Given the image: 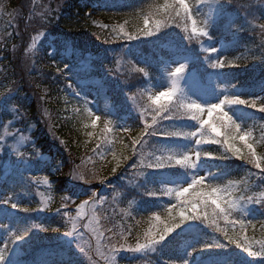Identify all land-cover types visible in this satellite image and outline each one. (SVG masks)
Segmentation results:
<instances>
[{
  "label": "trees",
  "instance_id": "obj_1",
  "mask_svg": "<svg viewBox=\"0 0 264 264\" xmlns=\"http://www.w3.org/2000/svg\"><path fill=\"white\" fill-rule=\"evenodd\" d=\"M188 3L198 25L214 40L224 41L225 47L219 52L225 63L222 96L253 99L250 95L259 84H264V28H261L264 0H189ZM108 8L111 11L88 8L82 0H70L69 5L60 0H0V136L2 128L9 132L18 130L16 134L21 135L26 144L11 159L39 157L36 168L41 173L33 179L48 183V187L41 190L31 186L29 189L26 183L6 187L7 192L17 197L22 213L38 214L41 218L36 224L21 216L6 220L7 230L4 229L2 236L7 238L4 246L7 252L3 264H89L88 257L77 247L76 237L66 235L72 230L73 222L77 233H83L80 243L95 264H112L113 248H134L145 243L149 233L158 239L165 224L179 223L180 201L164 207L153 205L152 210L147 208L159 195L158 189L150 186L151 171L168 172L178 167L173 163L171 167L148 169L140 160L143 157L148 163L156 156L166 160L182 152L176 145L160 144L164 137L159 133L149 137L146 130L166 128L167 131L191 132L192 128L159 123L162 119L159 108L153 107L139 92L120 94L114 84H127L137 77L136 67L143 65L140 58L155 60L157 51L167 59H173L179 51L183 55L196 53V44L202 37L188 36L184 31V13L175 0H129L126 5L118 3ZM176 11H181V16H176ZM145 19L153 30L151 36L143 34ZM128 35L138 38L128 40ZM34 37H39L37 50L31 47ZM168 39L175 42L178 52L172 51L170 44L168 49L161 48ZM125 48L133 57L132 65L125 60ZM109 56L111 66H108ZM194 57L196 62L190 65L189 71L201 75L209 69L208 57L197 53ZM94 58H98L99 63L91 62ZM83 62L92 69L78 74V80H94L106 87L105 97L99 95L97 100L102 118L106 116L107 104L114 107L129 104L140 113L139 118L135 115L129 119V133L106 131L103 118L92 138L87 140L78 123L69 122L63 115L66 84L63 79L55 80L52 65L62 69ZM145 70L154 71L150 65ZM261 104H264V96L257 100L255 109L245 105L224 106L231 111L233 121L241 126V135L251 130L247 139L240 140L236 136L233 141L242 155L247 154V145L251 144L257 156L264 157ZM165 114L168 120H174L180 119L184 111L172 102ZM217 117L218 113H214L210 123H216ZM198 132L206 133L203 142L195 144L194 149L201 152L198 164L207 169L208 184L196 186L185 196L193 199L199 191L219 188L227 189L223 195L230 200L242 196L264 200V178H259L258 170L252 165L232 158L231 153H227L228 159L206 157L225 154L224 129L220 136L211 133L207 125ZM199 133L198 139H201ZM213 137L221 142H212ZM170 139L178 142L181 137ZM134 141L139 143L134 144ZM6 160L7 153L0 158L1 174ZM151 191L156 195H148ZM46 196L50 199L43 209L40 197ZM90 196L95 198L92 203L99 205L93 213L97 232L105 235L96 243L85 234L81 218L80 205ZM207 211L211 214V207ZM65 212L67 216L63 215ZM262 223L264 208L258 204L241 205L233 209L227 219L216 216L204 222H185L156 245L155 251H121L116 255L115 264H181L185 254L189 264H264V256L252 257L237 247L246 237L251 250L258 251V241L264 240ZM24 232L27 235H22ZM18 235L22 238L17 240ZM229 238L236 243H229ZM193 249L197 251L192 252ZM134 257L137 258L127 262Z\"/></svg>",
  "mask_w": 264,
  "mask_h": 264
},
{
  "label": "snow or ice",
  "instance_id": "obj_2",
  "mask_svg": "<svg viewBox=\"0 0 264 264\" xmlns=\"http://www.w3.org/2000/svg\"><path fill=\"white\" fill-rule=\"evenodd\" d=\"M179 7L183 11L184 16L183 19L185 20L184 25V31L188 32L187 27V21L191 20V32L193 34H196L199 31L200 35L207 36V30H198L197 23L195 19H192L190 9L186 3V0H178ZM176 16H181V11L175 12ZM145 28L142 30L143 34L145 36H151L153 35V30L148 27L149 21L148 19H145L144 21ZM261 28H264V25H261ZM41 36L44 35V33H40ZM138 37L128 35V40H133ZM190 38V37H189ZM39 39V37L33 38V43L31 45L32 48L36 46V40ZM210 52L215 53L216 49H209ZM212 68H223L225 67V63L222 60H217L216 62L211 63L210 65ZM235 66V65H231ZM141 72H144L145 70L143 68L140 69ZM184 71V66L181 65L179 67L175 68V71L171 73L173 77L178 76L180 73ZM147 73H145L146 75ZM175 81H173V89H170L168 91L160 92L159 95L155 96V98L150 97V99L153 100L154 104H158L162 98L165 97H172L175 91ZM262 100V99H261ZM245 105L248 107H251L255 109L257 107V100L256 99H243L241 97H233L232 99H229L228 97H225L221 102L212 104L207 106L206 111L209 117V120L202 119L201 114L205 111V107L199 103H196L195 101L187 104L182 105L185 109V113L190 117L191 120L197 121L199 123L200 129H203L205 125L208 126L211 133H214L215 136L221 135V129H224L223 135H224V141L223 143L227 145L225 154H223L220 157H211L206 156L208 158L212 159H228L229 155L227 153H231L232 158H238L240 160L246 161L248 165H252L255 169L258 170L259 178H264V157H258L256 151L253 149L251 144L247 145V154L242 155L240 152V149L234 147L233 141L235 140L236 136H239L240 140H245L247 132L245 131L244 135H241L242 128L239 124H237L235 121H233L232 117L229 115L227 111L224 110V105ZM166 105L160 104V107L158 111H165ZM260 112H264V104H261L259 107ZM213 113H218L217 121L216 123H210V120L213 117ZM89 115L91 116L92 113L89 112ZM166 119L169 117H165ZM100 120L99 116H96L93 120V126L96 125V122ZM155 123V118H154ZM126 130V129H125ZM164 138H170V137H182V138H195L197 136V132H182V131H167L166 128L156 129L153 128L150 132L146 130V135L149 137L157 136V134ZM201 139H195V144L199 145L203 142V137L206 135L204 132L199 133ZM212 142L214 143H220V140L215 139L213 137ZM134 144L139 143V141H134ZM146 143V141H145ZM143 145L141 144V147ZM190 152H193L195 154V159H193L192 155L187 153H183L180 155V158H175L173 156L167 157L165 160L164 158L160 156H156L155 159L151 162L145 163L143 160V157H141L140 164L148 169H162L165 167H171L174 164L178 165L179 167L187 168V169H193L196 167L197 161L201 159V152L197 149H191ZM135 167V163L132 165ZM115 171V169H113ZM141 175H145L144 173H141ZM206 184H208V181L206 178L203 177H196L194 176L192 178V181L187 187H180V188H169L167 189V193L171 194L173 191H175V195L178 201H180V214H179V223H172V224H165L163 229L159 232V238L157 239L156 236H153L152 234H148L145 243L137 244L134 248H127L125 249L123 246L121 248H113V255L111 256L112 264H115L116 255H118L121 251H128L131 253H140L145 249H150L151 251L156 250V245L161 244L170 233H173L177 228H179L181 225H183L185 222L188 221H208L210 219H213L216 216H223L225 219H227V215L233 210L241 205L247 206L249 204H258L262 208H264V200H258L254 198L253 196H242L235 200L227 199L223 193L227 191V189H219V188H210L208 191H199L196 193V197L193 199H190L185 196L186 193L191 192V190H195L196 186L204 187ZM95 195V194H94ZM148 195L155 196L156 193L154 191H151L148 193ZM183 198V199H181ZM88 204V201H85L83 204L80 205V208L83 209L84 206ZM223 205V206H222ZM94 206V205H93ZM12 207H18L16 204H12ZM211 207V214L207 211V209ZM40 210V209H38ZM23 211H28V209H23ZM169 213L172 212V209H168ZM203 214V215H201ZM63 215L67 216V213H63ZM159 219V217H157ZM174 220L175 217H172ZM249 224H251V220L248 221ZM264 227V223L261 225ZM244 228L243 222H241V229ZM218 231H220L219 228H217ZM75 234V235H74ZM22 235H27V232H24ZM66 235L68 236H75L77 239V247L78 249L88 257L89 264H95L92 257L88 255V250L80 243V241H83L84 235L83 233H77L76 230V224L73 222L72 224V230L66 232ZM100 233L97 232V240L99 241ZM121 235H123V232H121ZM22 236L18 235L16 239H21ZM229 243H236V240H233L229 238ZM259 243V250L258 251H252L251 250V243L248 242L247 238L245 237L240 243H237V247L242 248L243 251L247 252L248 255L252 257H261L264 256V240L258 241ZM197 251L196 249H193L192 252ZM7 249L0 250V264H3L4 258L6 257ZM192 252H189L188 255L191 256ZM181 264H188V260L185 259L181 261Z\"/></svg>",
  "mask_w": 264,
  "mask_h": 264
},
{
  "label": "rangeland",
  "instance_id": "obj_3",
  "mask_svg": "<svg viewBox=\"0 0 264 264\" xmlns=\"http://www.w3.org/2000/svg\"><path fill=\"white\" fill-rule=\"evenodd\" d=\"M221 48V43H213L211 45H203L201 47L202 51H204L205 53H211L209 51V49H220ZM189 59H180L179 61H175L174 63H169V64H166L164 65L161 70H162V74H163V77H165V84H164V87L159 90V91H154V90H148V96L149 98L152 97V98H155V96L159 95L160 92H163V91H168L170 89H173L174 85H173V81H175V89L177 88V85H178V79L179 77L176 76V77H173L171 75L172 72L175 71V68L176 67H179L181 65L184 66V68L187 66V64L189 63ZM185 70V69H184ZM181 74V73H180ZM179 74V75H180ZM176 91V90H175ZM262 93L260 94H256L255 97H258L259 95H261ZM210 95V93L208 94ZM83 98H84V101H83V106H80V109L78 108L77 105L74 106L73 109H71V112H70V116L73 117V120L74 122L76 121L78 123V126L82 128V130L85 132V136L87 137V140H90L91 139V135L93 134L95 128H96V125L93 126V120L95 119L96 116H99L97 115V113L95 112V107L93 106L92 104V101L94 100V94L90 93V92H85L84 95H83ZM168 97H165V98H162V100H167ZM152 102L153 100L150 99ZM222 99H220L218 97V94H217V91L215 88H213V91L208 99L207 100H201V99H198L196 100L195 102L196 103H199L201 105H203L205 107V111H204V114H203V118H205L208 114H207V111H206V108L207 106L209 105H212V104H216V103H219L221 102ZM80 110H82L83 112H80ZM89 112L92 113V115L90 116L89 115ZM68 114V113H67ZM202 118V119H203ZM98 122V121H97ZM96 122V124H97ZM250 132H247V135H246V138L247 136L249 135ZM20 146V143L16 140L15 142H13L11 144V150H16L17 147ZM189 154L192 155L193 159L195 157V154H193V152H190L189 151ZM196 177H205L204 175V172L200 171V172H195L194 174ZM159 187H161V189L163 190H166L169 189V188H173V189H176V188H180V187H187V185L185 186H180L178 183H174V184H168V183H159ZM86 222L88 221V224H89V230L91 233H93V224L90 223L92 222V217L89 216V219L85 220ZM93 223H97V222H93ZM84 224H86L84 222ZM97 233V232H96ZM94 234V233H93ZM94 241H98L97 240V234L95 235V240ZM1 249V248H0Z\"/></svg>",
  "mask_w": 264,
  "mask_h": 264
}]
</instances>
